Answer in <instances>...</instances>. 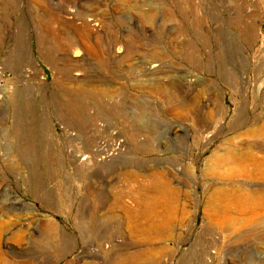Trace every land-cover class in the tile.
I'll use <instances>...</instances> for the list:
<instances>
[{
	"label": "rangeland",
	"instance_id": "rangeland-1",
	"mask_svg": "<svg viewBox=\"0 0 264 264\" xmlns=\"http://www.w3.org/2000/svg\"><path fill=\"white\" fill-rule=\"evenodd\" d=\"M113 262L264 264V0H0V264Z\"/></svg>",
	"mask_w": 264,
	"mask_h": 264
},
{
	"label": "bare ground",
	"instance_id": "bare-ground-1",
	"mask_svg": "<svg viewBox=\"0 0 264 264\" xmlns=\"http://www.w3.org/2000/svg\"><path fill=\"white\" fill-rule=\"evenodd\" d=\"M73 54V57H77L79 54H80V52L78 51V50H75L74 52H72ZM159 65H157V64H154V65H149V68H157ZM77 75V74H76ZM100 150V153H101V149H99ZM96 151H98V149H96ZM85 159H87V157H83L81 160H85ZM91 215V214H90ZM90 224V223H89ZM92 226H96V224L94 225H92ZM112 247V246H111ZM95 251V250H94ZM141 256H143V257H145V254L144 253H141V254H134V255H132V257L131 258H140ZM111 264H115L114 262L113 263H111Z\"/></svg>",
	"mask_w": 264,
	"mask_h": 264
}]
</instances>
